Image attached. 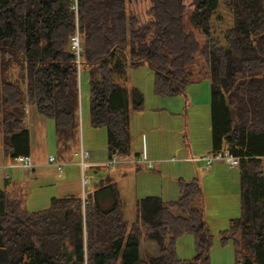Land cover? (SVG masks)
<instances>
[{"label":"trees","instance_id":"1","mask_svg":"<svg viewBox=\"0 0 264 264\" xmlns=\"http://www.w3.org/2000/svg\"><path fill=\"white\" fill-rule=\"evenodd\" d=\"M149 1L145 16L150 19H144L127 0H77L76 9L73 0H0L5 152L12 159L29 155V105L53 120L61 151L73 148L86 78L90 124L106 128L107 157L129 156L130 112L143 107L144 96L132 87L129 98L128 69L148 65L157 96L184 94L188 84L207 77L209 152L239 158L240 215L220 230V242L232 240L235 264H264V0ZM221 3L231 24L221 40H211V18ZM188 10L187 18L205 36L202 44L183 27ZM74 36L78 55L71 47ZM197 54L201 61L195 67ZM5 180L0 188V264H210L213 235L204 209L191 206L203 195L198 178H179L174 200L140 197L132 223L123 218L110 174L97 180L85 204L80 193H70L52 196L39 210H28L25 193ZM142 232L156 245V253L146 259L139 253ZM183 234L194 240L188 259L176 253Z\"/></svg>","mask_w":264,"mask_h":264},{"label":"rangeland","instance_id":"2","mask_svg":"<svg viewBox=\"0 0 264 264\" xmlns=\"http://www.w3.org/2000/svg\"><path fill=\"white\" fill-rule=\"evenodd\" d=\"M127 5L132 12L139 13L140 11L141 18L150 19L149 15L145 16V11L150 6L149 0H127ZM188 12L189 10L186 12L183 27L186 30H193L199 43L202 44L205 41V36L199 33V30L187 18ZM230 16V13L221 3L211 18V40H221L223 32L231 24ZM78 53L76 54L78 55ZM200 61V56L197 54L195 67L199 65ZM204 79L207 77L199 82L188 84L184 94L172 95L181 97L182 103L177 110L171 111L169 107H159L157 100L159 96L153 93V71L148 65L130 67L127 78L129 98L131 99L132 87H137L144 96L143 107L140 110H131L130 112L131 153L126 157H119V162L112 168L103 166L99 171H96L93 169V162L105 163L109 159L106 152V128L103 126L93 127L90 124L89 88L85 78L80 95L79 136L73 148L63 151L56 148L57 135L51 118L40 115L34 107L29 108L31 114L28 112L26 114L25 120L30 136L31 151L42 161L47 162V157L50 154L55 157L56 163L63 164V167L59 169L53 163H45L43 170L52 176L49 181L51 186H45L41 190L34 189L33 180L26 177L23 170L6 168L4 174H8V178L12 181L20 182L19 187L26 193L25 206L28 210H39L47 207L49 192L62 194V192L77 188L81 195L83 192L86 195L100 177L110 174L114 176L119 189L123 218L129 223L136 219L135 198L139 194L163 192L165 198H168L167 196L173 198L171 196L175 194V191L178 195L177 180L179 178L186 180L193 177L198 178L204 193L205 204L203 203L202 207H204L205 219L213 235L209 262L210 264H235L238 256L233 242L228 240L222 244L219 232L228 227L231 218L240 215L238 168L235 166L231 169L224 164L231 172H227L225 169L219 178H209L203 182L202 175L198 171H194L195 167H199L201 163L189 160L190 157L195 156L190 154L189 146L199 149L205 143L210 142L209 89L206 88L205 90L206 102L203 97L194 96L191 99L189 95L190 87L198 85ZM189 102L190 106L186 107V103L188 105ZM90 146L95 148L91 154L89 153ZM81 148L88 152L82 160L83 164H81ZM142 149L147 159L152 161V167L141 166L140 173H137L132 170L131 167L134 168L135 166L129 160L135 158L137 156L135 153ZM46 150L49 152L44 153ZM207 153L210 152L205 154ZM11 160L13 159L5 152L2 134L0 133V188L4 186L5 179V175H2V164ZM211 165L213 166L215 163ZM203 168L205 169V167H201L202 170H204ZM83 176L88 178L86 184H82ZM166 190H169L170 193L169 191L165 192ZM160 196L162 197V195ZM199 201L200 197L195 198L191 202V206L197 207ZM149 242L151 241L147 240L142 232L139 236L141 258L146 259L156 253L150 248L148 251L146 250L144 243ZM176 253L181 259H188L193 256L194 240L191 234H183L177 238Z\"/></svg>","mask_w":264,"mask_h":264},{"label":"crops","instance_id":"3","mask_svg":"<svg viewBox=\"0 0 264 264\" xmlns=\"http://www.w3.org/2000/svg\"><path fill=\"white\" fill-rule=\"evenodd\" d=\"M202 82L199 83L198 85H194V86H191L190 87V91H189L190 98L193 99L194 96H196V97H203L204 101L206 102V92H205V90L207 88V89H209V104H210V79H208V78L207 79H204ZM157 100H158L159 107L166 106V107H169L171 109V111L177 110L179 107H181V103H182L181 97H178V96H175L174 97V96H166V95H163V96H159ZM187 106L188 107L190 106V102L188 103V105L186 103V107ZM31 107H34V106L29 105L26 108V110H27L26 112H28V114H31V109H29ZM34 109H35V107H34ZM209 110H210V108H209ZM135 111H137V110H135ZM143 145H144V142L142 140V146ZM210 145H211V135H210V142H208L207 144L205 143L203 145V147H201L199 149H196L193 146H189L190 154L191 155H195L194 157L201 156V155L205 154L206 152H209L210 151ZM56 148H59V146L57 145ZM93 150H95V148L92 147V146H90L89 153L90 154L93 153L94 152ZM48 152H49V150H46L44 153H48ZM135 154L136 155H140L141 154V155H143V156L146 157L143 149L140 152H136ZM29 156L31 157V159H32V161L34 163V166L30 170L25 169V168H22V167H19V166H11L13 164V160H11L8 163H3L2 164V170H3L2 175L3 176L5 175L4 172H6V168H15V169H18V170L25 171L24 174L26 175V177H28V178H30V179L33 180V185H34L33 187H34V189L41 190V189L45 188V186H51L49 184V181H50V179H52V176L49 175V172L43 170V167L45 166V163H49L48 162V157H47V162H45V160L42 161L41 159H38V157H36V155H34L33 151H31V147H30ZM90 163H92V162H90ZM224 164L228 165L225 162L218 161V162H215V165H213V166L212 165L211 166L209 165L208 167H205L203 165V163H201L199 165V167H195L194 171H196V172L198 171V173L200 175H202L201 176V179L204 182V181H206L209 178H215V177L216 178H219L220 177L219 175L222 173V171H225V169L227 170V172H231V171H229L225 167ZM92 166H93V169L94 170L99 171L104 166V163H96V162H93L92 163ZM134 166H135L134 168L131 167L132 170H134L137 173H140V171H141V168L140 167L141 166L140 167H137L136 165H134ZM201 167H205V169L203 168L204 170H202ZM230 168L232 169L233 167H230ZM31 170H33V171L31 172ZM112 177L114 178V176H112ZM5 179H4V185H5V181H6ZM114 180H115V178H114ZM115 182H116V180H115ZM15 183L17 185V188L20 189L23 193H25L24 190L21 187H19L20 186V182H15ZM150 187H152V186H150ZM62 188H65V187H62ZM93 188H94V186L89 191H92ZM172 190L175 191L174 189H172ZM168 191L169 190H166L165 192H168ZM118 192H119V189H118ZM70 193H80V192H79V189L77 190V188H76V190H71V191H68L67 190V192H62V194H56L55 192H49L48 199L50 200V198L52 196H57V195L62 196V195H65V194H70ZM143 193L144 194H139V196H136L137 198H135V204H136V201L140 197H143V196H146V195H159V196L162 195V198L165 201L174 200V199H176V196H177V192L176 191H175V194H173V196H171L173 198H169V196H167L168 198H165L163 196V192H143ZM169 193H170V191H169ZM25 195H26V193H25ZM199 203H198V206L197 207H201V208L204 209V207H202L203 203L205 204L204 193H203L202 197H200ZM144 245H145V248H146L147 251H148L149 248L152 251H156V245L153 242L144 243Z\"/></svg>","mask_w":264,"mask_h":264},{"label":"built area","instance_id":"4","mask_svg":"<svg viewBox=\"0 0 264 264\" xmlns=\"http://www.w3.org/2000/svg\"><path fill=\"white\" fill-rule=\"evenodd\" d=\"M74 9H76L77 7V0H73V6ZM72 49L74 50L75 53H78L80 50L79 47V41H78V36H74L72 38V45H71ZM87 151L82 149L80 150V155H81V164H83V158L87 155ZM189 160L191 162H197V163H203V165L205 167H208L209 165H211L212 163L218 162V161H222L228 164V166L230 167H235L238 166L239 163V158L233 154H231L230 152L227 151H218L216 153H207L205 155H201L198 157H190ZM48 162L49 163H53L54 165H57L59 169H61L63 167L62 163H56L55 158L50 155L48 156ZM119 162V157L117 154H113L106 162V165L108 167H113L116 163ZM130 163L134 164V165H142V166H146L147 168H151L152 167V161H150L149 159H147L145 156L143 155H137L135 158L130 159L129 160ZM11 166H19V167H23L25 169H31L34 166V163L31 159V157L29 155H17L14 159H13V164ZM8 177V174H5V178ZM88 182V178L83 176L82 177V184H86ZM82 200H83V204L86 203L85 200V193L83 192L82 194Z\"/></svg>","mask_w":264,"mask_h":264},{"label":"water","instance_id":"5","mask_svg":"<svg viewBox=\"0 0 264 264\" xmlns=\"http://www.w3.org/2000/svg\"><path fill=\"white\" fill-rule=\"evenodd\" d=\"M161 43L163 44V41L161 40ZM163 53L164 54H167V52H166V50L165 49H163ZM231 119L233 120L234 118H233V112H232V109H231Z\"/></svg>","mask_w":264,"mask_h":264}]
</instances>
